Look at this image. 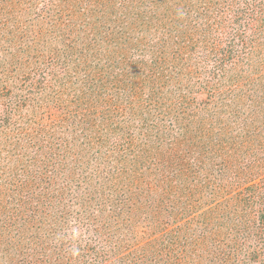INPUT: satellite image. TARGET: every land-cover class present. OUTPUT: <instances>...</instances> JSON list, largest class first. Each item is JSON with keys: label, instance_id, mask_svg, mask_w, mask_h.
<instances>
[{"label": "rangeland", "instance_id": "1", "mask_svg": "<svg viewBox=\"0 0 264 264\" xmlns=\"http://www.w3.org/2000/svg\"><path fill=\"white\" fill-rule=\"evenodd\" d=\"M260 202L264 0H0V264H264Z\"/></svg>", "mask_w": 264, "mask_h": 264}, {"label": "trees", "instance_id": "2", "mask_svg": "<svg viewBox=\"0 0 264 264\" xmlns=\"http://www.w3.org/2000/svg\"><path fill=\"white\" fill-rule=\"evenodd\" d=\"M109 1H107V3H108ZM243 4H245V8L246 9H249V10H251V8L252 7H250V5H253V6H255L256 4H248V2L247 1H243ZM122 31H124L123 29H121V32ZM245 37H247L246 35H244L243 36V38H245ZM233 38H234V36L232 37V41H231V43L232 44H234V42H233ZM240 42H241V44H242V46H244L243 44L245 43V39H240ZM231 44V49H233V45ZM235 45H237L236 43H235ZM132 50H137V48H135V49H132ZM132 50L130 51V56H132L133 55V52H132ZM124 54V56L122 57V58H120L121 59V64L122 65H124V64H126L127 63V59L126 58H128V57H126V53H123ZM128 60L130 61L131 59H129L128 58ZM134 60H136V62H134V64H139V67H140V64H143L144 62L141 60V59H138V57L136 58V59H134ZM128 61V62H129ZM154 62H156V59L154 60ZM130 64V63H129ZM150 69L152 70L153 68L152 67H150ZM139 82H142V81H140V80H138V81H136L135 83H139ZM259 196H261V194L259 193V189L257 190V191H255V192H253V199H252V203H254L255 205L257 204V202L260 200V199H258L259 198ZM230 200V199H229ZM260 203H262L263 205H264V202H260ZM259 220H252V219H248V222H247V228H258V229H261V230H264V206L260 209V212H259ZM261 217V218H260ZM24 221H27L26 220V218L24 219ZM251 224V225H250ZM263 241H264V239H263ZM264 245V244H263ZM232 251H234L235 249H234V247L232 248L231 246H228ZM219 251H220V254H223V249H219ZM230 251V250H229ZM231 252V251H230ZM86 252H83V254L82 255H84ZM234 253H237V252H232L231 254H234ZM224 255V254H223ZM219 259L221 260L222 259V257H219ZM221 261H224L223 259L221 260Z\"/></svg>", "mask_w": 264, "mask_h": 264}]
</instances>
